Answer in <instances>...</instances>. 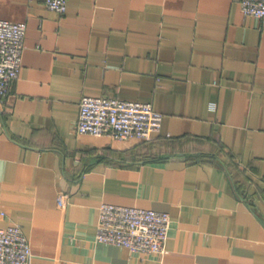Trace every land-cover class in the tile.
<instances>
[{
    "label": "crops",
    "instance_id": "1",
    "mask_svg": "<svg viewBox=\"0 0 264 264\" xmlns=\"http://www.w3.org/2000/svg\"><path fill=\"white\" fill-rule=\"evenodd\" d=\"M0 18L27 24L0 225H21L30 264H264V20L239 0H0ZM83 95L148 102L161 128L77 132ZM103 202L168 211L166 251L97 240Z\"/></svg>",
    "mask_w": 264,
    "mask_h": 264
},
{
    "label": "built area",
    "instance_id": "2",
    "mask_svg": "<svg viewBox=\"0 0 264 264\" xmlns=\"http://www.w3.org/2000/svg\"><path fill=\"white\" fill-rule=\"evenodd\" d=\"M68 0H45L48 8L64 12ZM243 11L264 20V0H239ZM27 24L0 18V102H4L22 65ZM163 114L144 101L115 96L83 95L75 130L114 139L149 140L162 125ZM172 225L168 211L103 202L96 238L127 246L133 253L166 251ZM31 245L18 223L0 225V264H30Z\"/></svg>",
    "mask_w": 264,
    "mask_h": 264
},
{
    "label": "trees",
    "instance_id": "3",
    "mask_svg": "<svg viewBox=\"0 0 264 264\" xmlns=\"http://www.w3.org/2000/svg\"><path fill=\"white\" fill-rule=\"evenodd\" d=\"M209 156V155H208Z\"/></svg>",
    "mask_w": 264,
    "mask_h": 264
}]
</instances>
